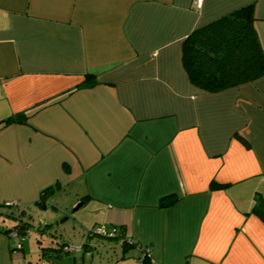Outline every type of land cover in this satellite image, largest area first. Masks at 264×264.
Masks as SVG:
<instances>
[{
    "label": "crops",
    "instance_id": "0c3cea01",
    "mask_svg": "<svg viewBox=\"0 0 264 264\" xmlns=\"http://www.w3.org/2000/svg\"><path fill=\"white\" fill-rule=\"evenodd\" d=\"M248 2L264 51V0H0V122L27 114L0 124V209L69 190L131 238L103 234L119 259L264 264V75L209 91L182 62L192 29ZM68 246L85 263L92 245ZM16 247L0 230V264Z\"/></svg>",
    "mask_w": 264,
    "mask_h": 264
},
{
    "label": "trees",
    "instance_id": "16d2710c",
    "mask_svg": "<svg viewBox=\"0 0 264 264\" xmlns=\"http://www.w3.org/2000/svg\"><path fill=\"white\" fill-rule=\"evenodd\" d=\"M254 18L253 2H248L195 27L185 36L182 42V62L193 84L204 90L215 91L264 75V51L254 26ZM95 82V76L88 73L79 84L91 85ZM26 117V113L17 112L3 119L0 124L23 121ZM210 184L216 186L219 183L211 181ZM51 188L48 186L41 190L40 202ZM252 210L264 218V201L261 196L256 197ZM12 228L17 229L18 235L26 231L25 223H16ZM12 228L0 230L9 233ZM124 241H129L124 242L125 245L133 243L131 238H125ZM67 245L65 241L56 246L43 245L41 253L48 257L62 252L69 253L65 247Z\"/></svg>",
    "mask_w": 264,
    "mask_h": 264
},
{
    "label": "rangeland",
    "instance_id": "374dc122",
    "mask_svg": "<svg viewBox=\"0 0 264 264\" xmlns=\"http://www.w3.org/2000/svg\"><path fill=\"white\" fill-rule=\"evenodd\" d=\"M68 191L60 190L51 195L46 208L31 204L24 207L25 212L22 208L0 209V228L9 227L13 223L26 225V231L22 235H11L13 244L20 246L15 250L18 253L16 261L20 264H72L75 256L74 264H135L137 251L133 247L127 249L126 257L119 259L118 256L124 251L118 238L89 232L93 222L84 217L81 205L76 208L80 201L75 200L73 194ZM62 241L73 247L84 243L91 244L86 250L85 263L81 257L84 249L62 252L57 257L42 255L43 245L56 246ZM90 253L93 256L91 262L88 260Z\"/></svg>",
    "mask_w": 264,
    "mask_h": 264
},
{
    "label": "built area",
    "instance_id": "2783aa9c",
    "mask_svg": "<svg viewBox=\"0 0 264 264\" xmlns=\"http://www.w3.org/2000/svg\"><path fill=\"white\" fill-rule=\"evenodd\" d=\"M193 3L196 5V6H200L202 3H203V0H192ZM92 232H95V233H100V234H105V235H119L121 237V239H125V236H122L117 230L115 227H112L110 229L107 228V226L105 225H98L96 228L93 227V229L91 230ZM10 235H13V236H16L18 235L17 233V229L16 228H12L9 232ZM124 237V238H123ZM66 248L70 249L69 246H65ZM145 254H149V251L148 250H145Z\"/></svg>",
    "mask_w": 264,
    "mask_h": 264
},
{
    "label": "water",
    "instance_id": "95a60500",
    "mask_svg": "<svg viewBox=\"0 0 264 264\" xmlns=\"http://www.w3.org/2000/svg\"><path fill=\"white\" fill-rule=\"evenodd\" d=\"M80 205H81V202H79V203L77 204L76 208L79 207Z\"/></svg>",
    "mask_w": 264,
    "mask_h": 264
}]
</instances>
